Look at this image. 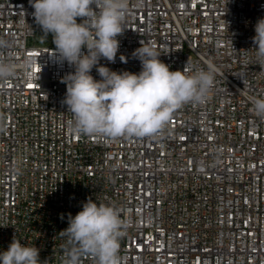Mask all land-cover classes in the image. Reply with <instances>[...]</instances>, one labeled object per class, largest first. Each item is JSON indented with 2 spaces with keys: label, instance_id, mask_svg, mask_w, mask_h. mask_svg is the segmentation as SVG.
<instances>
[{
  "label": "built area",
  "instance_id": "obj_1",
  "mask_svg": "<svg viewBox=\"0 0 264 264\" xmlns=\"http://www.w3.org/2000/svg\"><path fill=\"white\" fill-rule=\"evenodd\" d=\"M33 12L29 0H0L12 45L2 54L34 62L0 82V252L16 235L63 264L58 233L92 198L120 209L122 264H264V118L252 110L264 71L239 52L253 46L264 0H130L116 61L100 64L138 73L132 53L144 41L170 70L187 60L219 69L205 103L182 105L143 138L68 132L61 79L74 69L52 56L50 35L37 39Z\"/></svg>",
  "mask_w": 264,
  "mask_h": 264
},
{
  "label": "clouds",
  "instance_id": "obj_2",
  "mask_svg": "<svg viewBox=\"0 0 264 264\" xmlns=\"http://www.w3.org/2000/svg\"><path fill=\"white\" fill-rule=\"evenodd\" d=\"M41 33L51 36L52 56L74 70L62 77L66 93L62 103L72 114L68 132L80 136L155 137L167 126L175 110L186 103L203 104L209 98L219 69L211 62L193 69L188 60L183 70H170L159 58L161 52L140 41L132 56L141 65L138 73L113 71L101 59L115 63L120 48L130 0H29ZM78 18L80 22H78ZM252 47L242 51L264 71V17L254 25ZM11 42L0 37V82L13 78L18 70L31 74L33 61L19 63L3 51ZM86 49V52L84 51ZM121 62L126 57L120 56ZM96 69L100 79L93 77ZM253 112L264 118V98L252 101ZM64 214H61V219ZM68 226L58 234L66 238L63 264H81L88 255L95 264H122L120 239L125 221L120 209L88 198L75 216L67 214ZM40 249L21 243L13 236L7 250L0 252V264H48Z\"/></svg>",
  "mask_w": 264,
  "mask_h": 264
},
{
  "label": "rangeland",
  "instance_id": "obj_3",
  "mask_svg": "<svg viewBox=\"0 0 264 264\" xmlns=\"http://www.w3.org/2000/svg\"><path fill=\"white\" fill-rule=\"evenodd\" d=\"M43 38V34L41 33V29L39 27V31L37 32V39L41 40Z\"/></svg>",
  "mask_w": 264,
  "mask_h": 264
}]
</instances>
